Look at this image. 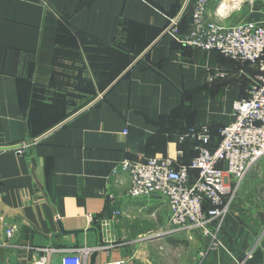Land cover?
Wrapping results in <instances>:
<instances>
[{
  "label": "crops",
  "instance_id": "0c3cea01",
  "mask_svg": "<svg viewBox=\"0 0 264 264\" xmlns=\"http://www.w3.org/2000/svg\"><path fill=\"white\" fill-rule=\"evenodd\" d=\"M184 3L0 0V264L29 261L35 247L95 245L108 218L120 241H152L155 223L167 225L162 196L128 195L122 162L188 164L195 141L181 137L206 126L214 147L260 73L177 41L167 28L175 19L188 32L194 0L177 18ZM207 17L264 23V0H210ZM183 234V264H264V158L230 205L221 246L206 250L200 230ZM112 253L89 264L121 258Z\"/></svg>",
  "mask_w": 264,
  "mask_h": 264
},
{
  "label": "built area",
  "instance_id": "2783aa9c",
  "mask_svg": "<svg viewBox=\"0 0 264 264\" xmlns=\"http://www.w3.org/2000/svg\"><path fill=\"white\" fill-rule=\"evenodd\" d=\"M209 1L194 0L188 32L180 35L174 28L175 19L167 31H174L180 43L255 65L260 73L248 96L233 103L232 118L219 129L215 147H209L211 135L206 126L188 129L181 139L191 137L196 150L188 164L166 157L121 164L129 173L130 197L159 194L165 199L169 218L163 233L200 230L208 239L206 250L221 246L218 235L230 205L247 174L264 158V23L248 20L224 27L207 17ZM193 171L195 176H191ZM100 226L103 240L95 245L35 247L32 249L39 253L35 258L17 264H89L93 253H108L125 243L114 239L111 218L102 220ZM14 231L15 227L9 226L5 234L10 237ZM126 263L121 257L101 264Z\"/></svg>",
  "mask_w": 264,
  "mask_h": 264
},
{
  "label": "rangeland",
  "instance_id": "374dc122",
  "mask_svg": "<svg viewBox=\"0 0 264 264\" xmlns=\"http://www.w3.org/2000/svg\"><path fill=\"white\" fill-rule=\"evenodd\" d=\"M65 66H61V68ZM99 86H101L100 83L97 84V90ZM155 224L156 226H151L153 228L155 226L154 232L155 230L159 231L155 234H163L167 228L166 224L162 221ZM183 233L184 231L174 232L169 237L161 236L152 241L137 240L138 238L124 240L123 245L114 248L112 256L124 258L126 264H183V257L187 248V245L183 244L187 240L186 234ZM168 239H175L180 243L173 245Z\"/></svg>",
  "mask_w": 264,
  "mask_h": 264
},
{
  "label": "water",
  "instance_id": "95a60500",
  "mask_svg": "<svg viewBox=\"0 0 264 264\" xmlns=\"http://www.w3.org/2000/svg\"><path fill=\"white\" fill-rule=\"evenodd\" d=\"M189 1H190V0H185V3H184V5H183V7H182V10H181V13L179 14V16H178L177 18L180 17V15L182 14V12L184 11V9L186 8V6H187V4L189 3ZM114 82H115V81H114ZM161 236H167V235H166V234L164 235V233H163V234H156V235L152 236V238H158V237H161ZM96 255H97L96 253H93V254L91 255V259H90V262H91V263L94 262V259H95Z\"/></svg>",
  "mask_w": 264,
  "mask_h": 264
},
{
  "label": "trees",
  "instance_id": "16d2710c",
  "mask_svg": "<svg viewBox=\"0 0 264 264\" xmlns=\"http://www.w3.org/2000/svg\"><path fill=\"white\" fill-rule=\"evenodd\" d=\"M210 135H211V133H210ZM215 147V146H214ZM211 148H213V147H211Z\"/></svg>",
  "mask_w": 264,
  "mask_h": 264
}]
</instances>
